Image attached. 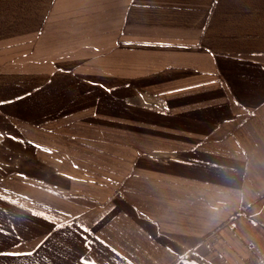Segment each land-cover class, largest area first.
<instances>
[{
  "label": "crops",
  "instance_id": "1",
  "mask_svg": "<svg viewBox=\"0 0 264 264\" xmlns=\"http://www.w3.org/2000/svg\"><path fill=\"white\" fill-rule=\"evenodd\" d=\"M264 264V0H0V264Z\"/></svg>",
  "mask_w": 264,
  "mask_h": 264
},
{
  "label": "rangeland",
  "instance_id": "2",
  "mask_svg": "<svg viewBox=\"0 0 264 264\" xmlns=\"http://www.w3.org/2000/svg\"><path fill=\"white\" fill-rule=\"evenodd\" d=\"M183 264H203V263H201V262H197V261H195V260H187V261H185V262H183Z\"/></svg>",
  "mask_w": 264,
  "mask_h": 264
}]
</instances>
